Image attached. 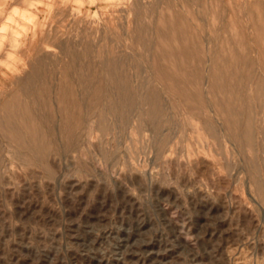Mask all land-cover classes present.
<instances>
[{"label": "rangeland", "instance_id": "374dc122", "mask_svg": "<svg viewBox=\"0 0 264 264\" xmlns=\"http://www.w3.org/2000/svg\"><path fill=\"white\" fill-rule=\"evenodd\" d=\"M168 1L0 0V264H264V0Z\"/></svg>", "mask_w": 264, "mask_h": 264}, {"label": "bare ground", "instance_id": "6f19581e", "mask_svg": "<svg viewBox=\"0 0 264 264\" xmlns=\"http://www.w3.org/2000/svg\"><path fill=\"white\" fill-rule=\"evenodd\" d=\"M196 1L200 5V7L202 8V11H204V9H207L208 6H207V3L205 2L206 0H196ZM215 3H216V9L220 10V8H221L220 7V0H215ZM175 4L176 3H174V2L172 3V2H170V1L167 0L166 5L164 7H162V8H160L159 9V12H158L159 13V16H158L159 22L161 21L160 23L163 24L161 26H164L163 31H160L159 27L157 28V32H159V31L162 32L161 35H159L160 37L158 36L159 37V40H160L159 42H160V44L164 45V47H166L167 53L169 55L172 54V49L170 47V41L172 39L173 40H176V38L178 36H180V35L177 34V32L175 30H181L180 33H181L182 36L184 35V33L186 31V28L182 24L183 18L180 15V12L176 9L177 7L175 6ZM174 19H178L181 23L178 24L177 27L175 25H173V24L167 25L168 20H171L172 21ZM212 25H213L212 28H213V32H214V39L217 40V42H218L221 39V36H220L221 34L220 33H221V31H223L224 34H225V36L223 37V41L226 43L228 50L231 51V53L233 54L235 50L233 49L232 41L233 40H236V41L238 40V30H239V25L237 24L236 20L235 19H232V20H230V22L227 25H223L222 23L220 24V20L216 19V20L213 21V24ZM151 26H152V24H151ZM259 26L260 27L257 30H258V32L259 31L261 32L260 33V38L264 41V19H259ZM149 29L150 28H148L146 26V27L140 28L139 31L143 34V33H145V30H149ZM139 31L138 30H135L134 32H132V37L135 38L136 37V34L138 35ZM158 34H160V33H158ZM167 39L170 40V41H168ZM142 40L143 41H148L147 40V37H146V39L142 37ZM237 45L239 46L240 55H244V53L246 51L245 48H244V44L242 42L240 44L237 42ZM223 52H224V48L221 50V53H220V51L218 53L216 52L217 53V56L213 59V71H214V74H216V83H215V85L218 88L225 87L224 79H223L222 74H221L222 73V70L224 69V71L226 73H230V71H231V70H228V68L224 65V61L225 60L222 57L223 56ZM87 54H84V55L87 56ZM89 59H90V57H89ZM84 61H86V60L84 59ZM90 62L92 63L93 61H90ZM87 63H88V61H87ZM84 66H85V64H84ZM89 66H90V64H89ZM103 66H104V64H103ZM229 66H231V64ZM92 67H93V65H92ZM85 69H88L89 70V67H87V65H86V68ZM87 72H89V71H87ZM106 72H107V69H106ZM61 73L64 74V76L66 77V79L69 78L68 74L63 73V71ZM107 73L109 74V72H107ZM75 74H73V75H75ZM90 74H91V70H90ZM95 75L96 74L89 75V76H85L83 74V77L82 78L80 77L81 78V81H83V83H82V87H83L82 93H83V95H85V96L87 95L88 96L89 93H91V91L93 90V87L92 86L89 87V83L90 82L91 83H94V81L97 78ZM230 75H232L230 77L234 78V76H233L232 73ZM108 76H110V74ZM99 78L101 79V77H99ZM232 78L230 79L231 80L230 85L234 86L235 84L232 83ZM12 81L15 82V80H12ZM119 82H120V84H121L122 87L123 86H126L125 85V82L123 81V79H120ZM18 83L20 84V90L17 91V93H15V94L16 95H23L24 98L27 100V102L30 105L33 106L30 110H27L25 114L26 115H29V113L30 112H33V111L39 112L41 110V108L39 106L41 104L40 102H44V105H46V101L45 100H40L41 95H43L42 94V89L43 88H41V87L39 88L37 86H35V87L22 86L21 82H18ZM100 84H102V83H100ZM101 87L102 86L100 85L98 88H95V90H94L95 93H93V95H94L93 96V99L94 100H101L102 99L103 92H101ZM68 89L69 88H64L63 89L61 87H58V89H56V88L53 89L54 90V93H55V98H54V100L51 101L52 108H54V106H55V107H57V109H60V104H59V100L58 99H59V96L61 94H63L64 96H67V94H69V91H70L71 98L72 99L73 98L76 99L77 90L74 89V88H70L69 90ZM11 94H13V93H11ZM16 107H17V105H16ZM45 110H47L46 109V106H45ZM52 110H54V109H52ZM46 113H43L41 115L38 114L39 118H41V121H38V122L42 126H44V122L47 121V123H48V121H50L49 120L50 119L49 118L50 115H47ZM66 125L68 126L66 128H70L71 127V125L69 126V124H66ZM52 129H54V128L52 127ZM9 140H11V139H9Z\"/></svg>", "mask_w": 264, "mask_h": 264}]
</instances>
